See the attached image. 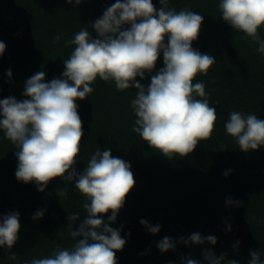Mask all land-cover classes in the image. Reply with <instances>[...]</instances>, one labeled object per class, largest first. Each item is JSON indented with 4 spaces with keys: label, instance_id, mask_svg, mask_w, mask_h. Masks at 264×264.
Segmentation results:
<instances>
[{
    "label": "trees",
    "instance_id": "1",
    "mask_svg": "<svg viewBox=\"0 0 264 264\" xmlns=\"http://www.w3.org/2000/svg\"><path fill=\"white\" fill-rule=\"evenodd\" d=\"M114 2L82 0L75 5L67 0H0V41L6 45L0 56V99H24L25 82L37 71L46 73L45 82L61 78L63 61L75 47H65V40L83 28L95 37L91 24ZM219 2L169 0V7L177 12L188 9L204 16L193 48L216 59L207 75H198L193 81L205 84L209 104L218 114L211 138L202 141L193 153L169 160L132 131L135 88L119 91L114 81L97 77L89 97L77 100L84 131L77 172L84 171L98 149L110 148L114 157L131 164L135 177V187L117 221L110 224L114 228L123 225L121 235L127 239L124 248L116 252L117 264H186L182 257L207 264L204 249L217 257L227 253V259H237L240 264H248L253 250L264 260V147L240 151L224 128L231 111L255 114L264 120V54L256 51L258 45L250 38L223 21ZM153 3L159 9V0ZM259 33L264 39V27ZM57 35L61 40L54 43ZM163 66L161 53L152 74ZM150 79L147 73L142 80L137 77L145 87ZM221 144L226 150H219ZM18 150L0 130V217L13 211L20 214L19 239L11 252L22 264L48 257L57 247L71 249L75 240L68 234L67 217L80 215L73 222L75 230L87 213L83 208L86 197L74 181L55 178L44 192H39L34 182L18 181ZM65 188L66 196L57 195ZM229 197L242 205H226ZM38 210H44L43 218L34 220ZM103 219L107 222V216ZM141 219L153 226L159 224L160 232L149 233ZM192 233L214 235L217 243L185 246L178 242L181 236L187 238ZM165 236L177 242L175 251L158 250L157 243ZM8 255L7 248H0V264H17L9 261Z\"/></svg>",
    "mask_w": 264,
    "mask_h": 264
},
{
    "label": "clouds",
    "instance_id": "2",
    "mask_svg": "<svg viewBox=\"0 0 264 264\" xmlns=\"http://www.w3.org/2000/svg\"><path fill=\"white\" fill-rule=\"evenodd\" d=\"M81 2L67 0L75 5ZM159 3L157 9L153 0H115L91 24L95 37L83 28L74 38L65 40V47H75L63 61L61 78L45 82L46 73L37 71L25 82L24 99H0V130L19 149L15 152L16 179L24 184L34 182L39 192H44L55 178L74 181L75 188L86 197L83 208L87 215L78 228L73 229V222L80 215L67 217L68 234L75 240L73 247H57L48 257L22 264H117L116 252L127 243L121 235L123 225L114 228L110 224L117 221L135 187L131 164L106 148L91 155L82 173L75 167L84 136L77 100L89 97L97 77L114 81L119 91L136 89L131 101L136 117L132 131L169 160L187 157L215 131L218 114L209 104L210 93L202 81L193 83L216 63L214 56L193 48L204 16L188 9L177 12L169 7V0ZM218 8L223 21L250 38L258 45L256 51L264 54V39L259 33L264 27V0H220ZM60 40V35L54 37V43ZM5 49L0 41V56ZM161 53L164 66L152 74ZM146 73L151 75L147 87L137 80L144 79ZM7 75L11 78V69ZM228 117L226 134L236 140L240 151L248 153L264 147V120L241 111H231ZM219 150H226L223 144ZM224 175L227 177L228 172ZM57 195L66 196L67 189ZM242 203L231 197L226 200V205ZM43 215L44 210H38L33 219ZM140 224L153 235L160 232L159 224L153 226L146 219ZM20 228L19 212L0 217V248H7L8 260L17 264L21 262L11 249L19 239ZM178 242L185 246L215 245L217 238L192 233L187 238L181 236ZM176 243L165 236L157 248L161 253L175 251ZM202 255L207 264H240L237 259H227V253L217 257L204 249ZM250 257L248 264H264L260 252L253 250ZM182 259L186 264H200L191 257Z\"/></svg>",
    "mask_w": 264,
    "mask_h": 264
}]
</instances>
